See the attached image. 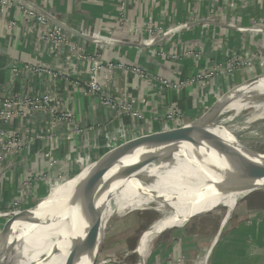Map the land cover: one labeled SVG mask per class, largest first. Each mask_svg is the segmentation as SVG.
<instances>
[{
  "label": "crops",
  "instance_id": "obj_1",
  "mask_svg": "<svg viewBox=\"0 0 264 264\" xmlns=\"http://www.w3.org/2000/svg\"><path fill=\"white\" fill-rule=\"evenodd\" d=\"M26 1L55 13L68 25L71 30H67L69 32L66 35L73 41L74 47L66 45L56 49L42 40V29L35 27L32 21L24 17L22 4L0 8V95L21 97L27 90L31 97H35L52 92L58 96L63 108L73 112L75 123L83 129V133L67 134L66 129L62 128L52 133L51 117L45 112H35L33 117L22 121L12 119L5 128L24 134L28 130L33 140L27 147L21 146L12 157L0 161V212L10 209L12 201L24 189L23 185L30 173L42 171L45 177L54 179L72 175L78 166L66 159L69 149L73 152L72 161L82 157L85 159L84 165L89 164L107 153L108 145L111 146L110 150H115L133 141L135 137H144L172 128L174 125L166 119L171 108L176 109L180 113L179 119L184 121L201 115L213 103L219 90L229 86L228 79H215L207 81L205 85H186L180 90L164 89L158 83L140 79L132 70L138 67L152 77L180 82L200 68H206L209 58L215 57L217 63L224 60L225 49L221 52L219 50L215 55L211 51L212 39L202 36L199 29L182 34L181 28L174 37L170 34L161 36L158 43L141 46L145 49L130 44L141 37L136 28L138 24L149 28L162 25V30L167 25H182L188 15H207L212 11H209L210 8L219 5V0ZM78 30L86 31L90 35H100L103 37V44L98 46L79 37ZM195 33L198 35H194ZM230 34L236 33L226 30L228 47L231 45L240 48L239 39ZM145 37L148 39L147 34ZM245 39L253 45V37L247 36ZM258 46L262 48V45ZM190 50L205 52L204 55L209 58L198 59V66L195 68L193 58L178 61L170 57V53L187 55ZM81 55H99L105 63L120 65L112 75L110 88L115 95H126L135 99L134 108L142 114L140 120L116 118L111 110L100 106L95 97L83 94L75 84V81L84 82L87 79L89 66L82 60ZM12 63H17L19 68L26 64L44 65L45 71L35 75L23 72L13 79L10 77ZM49 137L52 139L49 140ZM54 161L57 163L49 166ZM23 191L25 194L22 204L25 206L49 193L42 179H38L31 187L26 185ZM4 219L0 218V229ZM178 247L186 256H198L203 250L197 242L188 239H184ZM156 261L149 259L147 264H156ZM221 261L222 264H245L237 257L232 259L224 256Z\"/></svg>",
  "mask_w": 264,
  "mask_h": 264
},
{
  "label": "bare ground",
  "instance_id": "obj_2",
  "mask_svg": "<svg viewBox=\"0 0 264 264\" xmlns=\"http://www.w3.org/2000/svg\"><path fill=\"white\" fill-rule=\"evenodd\" d=\"M249 92L254 97L252 102L240 103ZM218 102L226 104L225 111L238 114L252 109L256 118L264 119V76L233 88ZM194 126L182 128L174 137L195 139L199 146L184 141L170 143L162 138L150 147L142 145L136 148L141 149L138 153H127L114 162L101 164L112 163V167L81 195L83 182L99 160L84 167L85 175L62 196L13 214L16 221L2 246V264H91L96 239L99 246L112 220L139 211H152L158 217L140 236L135 250L138 264L144 263L156 236L182 227L195 215L214 213L223 206L227 210L221 221L223 227L237 200L264 189V154L247 149L224 124L207 125L202 132L193 131ZM236 158L248 160L258 170L235 173L232 162ZM146 160L149 163L142 166ZM128 167L140 169L126 174ZM80 173L70 180L80 177ZM73 197L83 223L70 217L69 202ZM85 234L89 252L78 260L74 240ZM18 248L21 258L14 263ZM97 253L100 256L99 250ZM209 255L210 250L205 259Z\"/></svg>",
  "mask_w": 264,
  "mask_h": 264
},
{
  "label": "rangeland",
  "instance_id": "obj_3",
  "mask_svg": "<svg viewBox=\"0 0 264 264\" xmlns=\"http://www.w3.org/2000/svg\"><path fill=\"white\" fill-rule=\"evenodd\" d=\"M209 11L211 12L207 15H188L183 21L184 27L181 33H191L193 30L196 32L199 29L202 36L212 39L211 51L215 55L219 50L221 52L222 49H225L226 57L224 60L217 63L215 57L211 56L212 58H209L204 55L205 52H197L196 49L190 50L187 55L178 56L170 53V57L178 61L193 58L195 68L198 66L197 60L201 57L210 59L206 68H200L199 71L188 77L189 80L186 79L187 81L194 80L192 87L194 85H205L207 81L211 82L215 79L218 81L228 79L229 86L226 89L219 90L213 103L201 115L190 121L179 119V123L182 124H175L170 129L190 124H196L197 127L202 128L207 125L224 124L247 149L264 154V119L256 118V114L252 109H244L238 114L233 111H225L226 104L218 102L224 94L233 88L264 76V0H219V5H215L213 9L210 8ZM167 26L169 29L172 25ZM161 27L163 26L161 25L151 31L157 34L161 32ZM136 28L141 37L136 38L137 40L134 39L130 44L145 49L141 46L159 42L160 38L155 39V35L151 39L149 29L153 28L141 24H138ZM226 30L236 33L230 35L239 39L240 48L231 47V45L228 47ZM176 32L172 34L173 37ZM145 34H147L148 40ZM194 35L198 34L195 33ZM247 36L253 37V45L245 39ZM259 44L262 45V48H259ZM159 57L162 56L159 55ZM249 93L240 103L252 102L254 97L252 93ZM137 138L141 137L135 139ZM135 139L133 138V140ZM160 140L161 138L155 143ZM140 150L134 149L128 153V156L138 153ZM97 161L77 165L78 168L72 175L63 178L61 181L56 179L54 185L56 187L50 188L49 193L43 196L44 199L41 198L26 206L20 204L21 209L19 211L13 209L9 211L11 214L9 213L10 215L8 214L3 222V225L7 222L8 226L5 231L2 230L3 226L0 229V264H2L1 253L4 240L16 221L13 214L62 196L85 175L87 169L83 168ZM102 161L97 162L96 167L106 163ZM79 173L80 177L70 180V178L78 176ZM226 212V208L221 206L214 213L206 212L202 215H195L189 218L182 227L175 228L174 231H165L156 236L150 242L148 255L143 264H147L149 259H156V264H219V259L224 256H229L232 259L237 257L245 264H264V189H257L237 200L229 219L221 227V221ZM157 217L158 215L152 211H139L112 220L110 228L104 231L105 234L101 238L100 256L97 258V264H138L140 261L135 250L140 236ZM184 239L194 240L198 246L203 247L198 256L192 254L186 256L181 251L178 245ZM213 241L214 244H212ZM193 245L195 246V244ZM211 247L213 248L211 249ZM208 250H210V255L205 259ZM20 251L21 249L18 248V252L13 257L14 263H18L20 260ZM51 261H53V258H51Z\"/></svg>",
  "mask_w": 264,
  "mask_h": 264
},
{
  "label": "built area",
  "instance_id": "obj_4",
  "mask_svg": "<svg viewBox=\"0 0 264 264\" xmlns=\"http://www.w3.org/2000/svg\"><path fill=\"white\" fill-rule=\"evenodd\" d=\"M17 3L22 4L23 15L27 18L28 21H32L33 25L37 28L42 29V35L40 38L48 42L52 47L56 49L58 47H65L70 45L74 47V43L66 35L67 30L71 28L66 25L62 20H60L55 13H52L43 8H38L32 3L27 2L26 0H0V8L15 6ZM184 25H178L176 27H170L169 29H161V32L154 34L153 29H149V34L151 37L155 35V39L164 37L166 35H172L174 32L179 29H183ZM77 34L79 37H83L90 42L95 43L96 45L103 44V37L100 35H94L86 33V31L78 30ZM153 39V37L151 38ZM150 39V40H151ZM148 40V39H147ZM83 61L88 63L87 69V79L84 82L75 81V84L82 90L85 96L95 97L98 101V104L107 110H111L115 114L116 118L127 117L129 119L140 120L142 114L139 110L134 108L135 99L128 97L126 95H115L110 88L112 82V75L116 69H119L120 65L115 63H105L101 57L98 56H80ZM44 65L38 66L36 64H26L19 68L17 63H12L10 65V77L13 79L18 78L19 73H26L28 75H35L42 71H45ZM133 73L139 76L140 79L149 81L150 83H158L160 88L171 89V90H180L186 85H192V81H180L173 82L165 80L158 77H152L147 72L140 70L138 67L133 68ZM49 73V72H48ZM51 74V73H50ZM20 79V78H19ZM200 79V77H199ZM48 113L51 117L50 130L52 133L58 129H66L67 134L73 133L80 135L83 133V129H80L75 123L73 117V112L71 110L65 109L62 107V103L59 100L58 96L54 93L46 92L43 95L31 97L26 90V92L21 95V97H10L8 95H0V161L2 162L5 158H10L14 153H17L21 146L27 147L33 137L30 135L28 130H25V134L21 133L15 129L5 128L12 119H17L22 121L25 118L33 117L34 113ZM180 113L171 108L170 112L166 115V119L170 121L173 125L182 124L179 123ZM182 126V125H181ZM71 127V130L70 128ZM136 138V137H135ZM52 138L49 137V140ZM109 151L111 146L108 145ZM1 152L3 154H1ZM72 149H69L66 159L68 162L76 163L77 165H83L85 159L82 157H77V159L72 161ZM51 153H49L50 155ZM48 157V155L46 156ZM99 159V158H98ZM97 159V160H98ZM57 161H54L49 164H56ZM42 179L47 185L49 190L55 185L56 179L51 177H45L44 172L40 173H30L26 179L24 186H32L37 180ZM61 181L62 178H58V181ZM23 189V190H24ZM20 190L17 197L11 203V209L8 212H0V218H5L10 213V210L19 211L21 209L20 204L23 203L24 191ZM48 193V192H47ZM42 198V197H41ZM40 198V199H41ZM38 199V200H40ZM11 214V213H10ZM9 214V215H10Z\"/></svg>",
  "mask_w": 264,
  "mask_h": 264
},
{
  "label": "water",
  "instance_id": "obj_5",
  "mask_svg": "<svg viewBox=\"0 0 264 264\" xmlns=\"http://www.w3.org/2000/svg\"><path fill=\"white\" fill-rule=\"evenodd\" d=\"M193 125V124H190ZM188 125V126H190ZM188 126H183V127H179L176 129H169L166 131H162L159 133H154V134H149L147 136L141 137V138H137L133 141H130L122 146L117 147L115 150H110L107 153H105L104 155H102L99 160H103L102 162H114L118 159H120L121 157H123L126 153H128L129 151H131L132 149L141 146V145H145L146 147H150L152 146L158 139L162 138L165 139L166 141L170 142V143H176L179 141H184L187 142L191 145L194 146H199V142L196 141L195 139H186V140H179L176 139L174 136L178 134V132H180L182 130V128L188 127ZM192 130L197 131V132H202L203 130H205V128L202 127H197L194 126L192 128ZM191 131V132H193ZM149 163V160H146L145 163L142 165H146ZM233 166L235 168V173H250V172H256L258 170V167H256L255 165H253L251 162H249L246 159H242V158H236V160H234L233 162ZM112 167V163H109L107 165H101L99 167H97L88 177L87 179L83 182L82 184V188H81V195H83V193L90 187V185L95 182L96 180L100 179L103 174L105 172H107L110 168ZM140 167L138 168H134V167H128L124 170V173L126 174H131L134 173L135 171L139 170ZM75 206H77L75 204L74 201V197L70 200L69 202V209H70V213L72 215H70V217H72L76 222H82V218H81V213L79 212V205L77 206V208L75 209ZM73 208V209H72ZM26 211V210H25ZM24 212V211H22ZM74 213V214H73ZM69 215V214H68ZM16 220V217H14ZM79 220V221H78ZM80 224V223H79ZM8 224L7 222L3 225L2 230L5 231V229L7 228ZM81 227V225H80ZM82 229V228H81ZM93 231V230H92ZM93 232H90V234H92ZM74 247H75V253L77 255L78 260L80 258H83L85 255H88L89 249H88V238H87V234H85V236H78L75 240H74ZM99 246L97 244V239L94 245V251L96 252L94 257L92 258L91 264H97V251L99 250Z\"/></svg>",
  "mask_w": 264,
  "mask_h": 264
},
{
  "label": "trees",
  "instance_id": "obj_6",
  "mask_svg": "<svg viewBox=\"0 0 264 264\" xmlns=\"http://www.w3.org/2000/svg\"><path fill=\"white\" fill-rule=\"evenodd\" d=\"M222 261H223V260H222ZM222 261H221V259H220V260H219V264H222V263H221Z\"/></svg>",
  "mask_w": 264,
  "mask_h": 264
}]
</instances>
